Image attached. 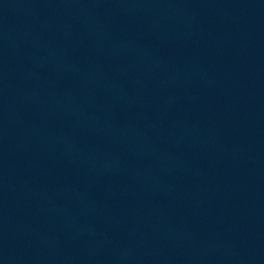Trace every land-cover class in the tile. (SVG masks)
Returning a JSON list of instances; mask_svg holds the SVG:
<instances>
[{
  "label": "water",
  "instance_id": "obj_1",
  "mask_svg": "<svg viewBox=\"0 0 264 264\" xmlns=\"http://www.w3.org/2000/svg\"><path fill=\"white\" fill-rule=\"evenodd\" d=\"M0 264H264V0H0Z\"/></svg>",
  "mask_w": 264,
  "mask_h": 264
}]
</instances>
